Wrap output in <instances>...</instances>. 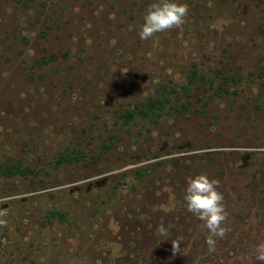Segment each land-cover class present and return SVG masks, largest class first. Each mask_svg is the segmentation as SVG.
Returning <instances> with one entry per match:
<instances>
[{
	"label": "rangeland",
	"instance_id": "obj_1",
	"mask_svg": "<svg viewBox=\"0 0 264 264\" xmlns=\"http://www.w3.org/2000/svg\"><path fill=\"white\" fill-rule=\"evenodd\" d=\"M154 2L0 0V264H249L264 242V0H175L183 25L142 40ZM202 173L230 228L212 253L184 200Z\"/></svg>",
	"mask_w": 264,
	"mask_h": 264
},
{
	"label": "clouds",
	"instance_id": "obj_2",
	"mask_svg": "<svg viewBox=\"0 0 264 264\" xmlns=\"http://www.w3.org/2000/svg\"><path fill=\"white\" fill-rule=\"evenodd\" d=\"M188 11L187 4H180L175 0H156L149 6L144 17V24L139 33L140 38L147 40L157 33L181 27ZM219 183V180L210 179L207 174L196 175L194 178H189L184 196L187 211L203 221L208 230L206 244L210 253L216 251L217 238H225L230 231L227 226L228 213L224 204V196L218 188ZM161 208L165 212L172 211V208L166 205H162ZM157 233L167 236V229L163 224L157 227ZM172 244L174 252H178L179 244L175 241ZM253 258L259 262L264 261V242L253 246L247 258L249 264Z\"/></svg>",
	"mask_w": 264,
	"mask_h": 264
},
{
	"label": "trees",
	"instance_id": "obj_3",
	"mask_svg": "<svg viewBox=\"0 0 264 264\" xmlns=\"http://www.w3.org/2000/svg\"><path fill=\"white\" fill-rule=\"evenodd\" d=\"M228 79V78H227ZM164 103V101L159 100V101H151L150 104L148 106H146V109H141V112L144 114L148 111L151 110H156L157 108H159L160 106H162V104ZM65 160H67V156L64 158ZM28 171L22 168V165H13L11 167H8L5 174H21L24 175L26 174Z\"/></svg>",
	"mask_w": 264,
	"mask_h": 264
}]
</instances>
